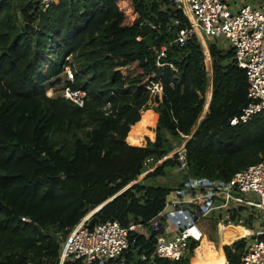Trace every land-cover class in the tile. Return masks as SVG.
<instances>
[{"label": "trees", "instance_id": "1", "mask_svg": "<svg viewBox=\"0 0 264 264\" xmlns=\"http://www.w3.org/2000/svg\"><path fill=\"white\" fill-rule=\"evenodd\" d=\"M188 27L173 0H60L47 10L37 0H0V264H59V238L98 208L99 223L149 226L190 178L229 181L261 160L264 112L230 124L249 104L234 50L208 43L210 77L201 42H177ZM68 66L71 87L88 94L83 108L47 96ZM152 82L163 86L155 113ZM156 114L155 140L132 145L130 132L141 143ZM167 135L185 143L183 171ZM147 160L154 171L140 180ZM174 170L177 186L149 183ZM131 242L126 264H195L200 249L191 243L179 262L151 261L153 236ZM246 246L221 248L223 264H242Z\"/></svg>", "mask_w": 264, "mask_h": 264}, {"label": "built area", "instance_id": "2", "mask_svg": "<svg viewBox=\"0 0 264 264\" xmlns=\"http://www.w3.org/2000/svg\"><path fill=\"white\" fill-rule=\"evenodd\" d=\"M43 10L60 0H37ZM178 10L189 20V27L180 31L177 42L183 46L197 38L205 49L212 41H223L234 50L238 67L245 71L248 83L249 104L231 119V126L246 124L264 112V3L257 0H173ZM209 52V51H208ZM165 57V49L160 58ZM209 59L211 57L209 54ZM158 65H160L158 63ZM61 94L76 106L83 108L88 94L73 89L74 74L68 66L64 72ZM48 97H54V92ZM151 98L163 95L161 83H150ZM212 97V94H211ZM211 103H208L207 112ZM205 111V110H204ZM207 114V113H206ZM206 116V115H205ZM202 117V116H201ZM201 117L200 120L201 121ZM192 137H187L190 139ZM185 143L178 151L179 171L186 168ZM152 160L146 161V171L141 178L154 171ZM96 210L88 214L66 240L59 238V264H126L124 254L135 247L133 234L155 238V249L150 257L179 262L188 255L191 243L202 244L206 237L205 223L213 221L217 227L234 224L231 217L240 216L238 225L257 224L264 217V156L246 169L237 172L229 181L193 179L183 188H174L169 194L164 210L149 226L131 223L123 227L118 221L97 223L90 228L89 221ZM251 220V222L249 221ZM260 229L243 238L247 246L242 264H264V221ZM235 225V224H234ZM146 261L145 256L140 257ZM228 262V261H227ZM229 264V263H228Z\"/></svg>", "mask_w": 264, "mask_h": 264}, {"label": "rangeland", "instance_id": "3", "mask_svg": "<svg viewBox=\"0 0 264 264\" xmlns=\"http://www.w3.org/2000/svg\"><path fill=\"white\" fill-rule=\"evenodd\" d=\"M257 3L262 4L264 3V0H257ZM225 47H227V45L221 41ZM222 43H219L220 45H223ZM204 52H205V57H206V67L207 70L209 71L210 77L212 76V61H210L209 59V52L208 49L204 48ZM125 75H130L127 71H124ZM61 88L56 87L53 88L52 91L50 89L49 93H53L54 92V96L60 95L61 94ZM211 98V92L210 89L207 92L206 95V106H205V111L202 114L201 120H203V118L205 117L206 113H207V108H208V103L209 100ZM149 109L151 110L153 113L155 107H157V100L156 99H152L149 104ZM147 111V110H146ZM157 116V115H156ZM200 122V121H199ZM157 120H156V124L154 128H150L148 129V132H146V134L144 135V139H142V142L139 143V141L137 143H139V145L135 142V140H132V132H135L134 129L130 132L128 140L132 145H137V147H146L147 146V142L148 140L154 141L155 140V129L157 126ZM167 137L169 138V141L171 143V145H173L174 147V153H177L183 146V141H178L177 139H174L173 137H171L170 135H167ZM142 178H140L141 180ZM182 181V176L179 175V173L177 171H171L168 172L167 176L160 178V179H156V180H151L149 181V183L151 185H166V186H177L179 183H181ZM262 221H264V217L261 218ZM262 221L258 220L257 224L255 225H246V228L250 227L252 228L255 232H257L260 229V225L263 223ZM214 223L213 221H208L205 223L206 226V237L203 241V243L200 245V249L197 253L198 257L197 260L195 262V264H223V260L221 259V255H220V249L224 247L221 244V235H220V229L217 227V230L214 229ZM244 226V225H243Z\"/></svg>", "mask_w": 264, "mask_h": 264}, {"label": "bare ground", "instance_id": "4", "mask_svg": "<svg viewBox=\"0 0 264 264\" xmlns=\"http://www.w3.org/2000/svg\"><path fill=\"white\" fill-rule=\"evenodd\" d=\"M250 234H251L250 229L242 225L230 224L220 227L221 244L223 247L230 246L233 243L247 237Z\"/></svg>", "mask_w": 264, "mask_h": 264}, {"label": "water", "instance_id": "5", "mask_svg": "<svg viewBox=\"0 0 264 264\" xmlns=\"http://www.w3.org/2000/svg\"><path fill=\"white\" fill-rule=\"evenodd\" d=\"M182 154H185V151H184ZM103 206H104V205H103ZM100 208H101V207H100ZM100 208H98V209L96 210V212H97ZM97 223H99V219H98L97 217H93V218L89 221L88 226H89L90 228H93V226H94L95 224H97Z\"/></svg>", "mask_w": 264, "mask_h": 264}, {"label": "crops", "instance_id": "6", "mask_svg": "<svg viewBox=\"0 0 264 264\" xmlns=\"http://www.w3.org/2000/svg\"><path fill=\"white\" fill-rule=\"evenodd\" d=\"M156 115H157V119H156V120H157V122H158V119H159V115H158V114H156ZM140 122H141V121H140ZM217 264H218V263H217Z\"/></svg>", "mask_w": 264, "mask_h": 264}]
</instances>
